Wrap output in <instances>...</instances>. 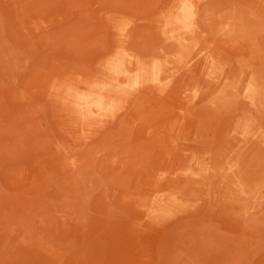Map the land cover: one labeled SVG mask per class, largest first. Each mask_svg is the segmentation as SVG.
<instances>
[{
    "label": "rangeland",
    "instance_id": "rangeland-1",
    "mask_svg": "<svg viewBox=\"0 0 264 264\" xmlns=\"http://www.w3.org/2000/svg\"><path fill=\"white\" fill-rule=\"evenodd\" d=\"M0 264H264V0H0Z\"/></svg>",
    "mask_w": 264,
    "mask_h": 264
},
{
    "label": "bare ground",
    "instance_id": "bare-ground-1",
    "mask_svg": "<svg viewBox=\"0 0 264 264\" xmlns=\"http://www.w3.org/2000/svg\"><path fill=\"white\" fill-rule=\"evenodd\" d=\"M188 16L182 13V19L186 20ZM183 44H180L179 46H182ZM183 52L181 55L178 56L179 60H183L190 64V67H194L197 70H202L203 68H215L216 64L214 62H211L209 60L208 54H204L201 52L200 48L196 47L195 51H190L186 48L181 49ZM178 62V61H177ZM189 67V68H190ZM139 71V70H138ZM155 69L151 67L152 74L154 73ZM145 69L143 68L138 73L141 74L142 77L145 75Z\"/></svg>",
    "mask_w": 264,
    "mask_h": 264
}]
</instances>
